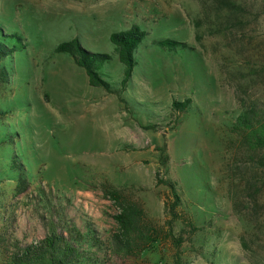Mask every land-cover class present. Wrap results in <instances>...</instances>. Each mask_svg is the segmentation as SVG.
Returning <instances> with one entry per match:
<instances>
[{
  "label": "rangeland",
  "instance_id": "374dc122",
  "mask_svg": "<svg viewBox=\"0 0 264 264\" xmlns=\"http://www.w3.org/2000/svg\"><path fill=\"white\" fill-rule=\"evenodd\" d=\"M133 24L147 34L122 88L109 36ZM0 27L19 38L0 61V215L14 209L22 242L45 232L39 187L106 237L115 207L99 183L108 180L131 186L171 236L138 258L101 264H172L176 255L184 264H264V151L232 130L247 104L264 108V0H0ZM72 38L108 55L100 71L116 92L90 85L55 50ZM161 38L185 45L161 48ZM186 99L177 115L171 103ZM13 153L30 180L23 193Z\"/></svg>",
  "mask_w": 264,
  "mask_h": 264
},
{
  "label": "trees",
  "instance_id": "16d2710c",
  "mask_svg": "<svg viewBox=\"0 0 264 264\" xmlns=\"http://www.w3.org/2000/svg\"><path fill=\"white\" fill-rule=\"evenodd\" d=\"M146 34L139 25L133 24L126 29L112 32L109 36L123 66V77L120 81L122 88L126 87L131 78L137 64L136 50ZM18 40L15 34H3L0 27V61L14 51ZM154 42L169 50L185 45L184 42L169 38ZM55 50L69 53L75 63L83 68L90 85L116 92L117 89L112 87L111 82L100 71L101 64L108 58L106 53L87 50L78 38L62 41ZM6 75L0 67V79ZM188 103V99L173 101L171 108L179 115L188 110ZM232 130L253 153L264 151V108L255 103L247 104L236 116ZM9 137L8 140L12 142ZM260 161L264 164V156ZM10 168L17 174L15 193L25 192L30 186V180L20 155H11ZM170 187L176 199L170 212L175 215L174 210L179 199L175 188L172 185ZM99 188L103 197L109 199L115 207L112 214L115 226L106 237L103 238L90 222H86V227L82 229L66 216L60 202L53 201L51 190L46 191L44 187H39L36 196L45 206L44 211L39 213L45 229L44 235L30 242H22L15 234L17 223L14 209L4 207L0 215V264H101L106 256L138 258L154 242L171 236L169 229L147 214L141 202L134 197L131 186H117L108 180H102ZM241 244L247 247L245 237L241 238ZM172 264H184V261L176 255Z\"/></svg>",
  "mask_w": 264,
  "mask_h": 264
}]
</instances>
